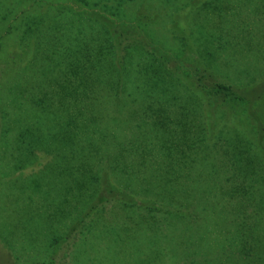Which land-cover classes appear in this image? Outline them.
<instances>
[{
	"label": "rangeland",
	"instance_id": "374dc122",
	"mask_svg": "<svg viewBox=\"0 0 264 264\" xmlns=\"http://www.w3.org/2000/svg\"><path fill=\"white\" fill-rule=\"evenodd\" d=\"M129 1L105 0L101 4L115 8L116 2L123 3L122 10L118 11L106 9L105 6L95 8L99 0H0V264H48L53 244L69 232L79 215L76 204L79 178L77 164L61 163L56 158L59 151L50 154L43 151L41 146L30 145L29 136L18 142L20 134L25 131V125H31L33 117L36 120L39 115L35 106L41 98V88L45 86V74L39 76L43 71L38 70L39 58H44L45 51H58L59 37L68 30V42L77 40L76 43L95 45L93 41L97 39L96 42H99L104 37V24H109L108 21L115 24L134 22V16L140 8L138 3L142 0H136L133 4ZM64 3L76 14L85 12L80 22H77L80 19L73 21L72 17L62 14ZM154 6L155 12H160L161 16L158 25L148 28L147 32L154 44L177 61L193 64L187 60L192 50L196 51L202 61L212 54L221 53L224 58V62L221 61L224 63L221 76L236 81L241 79V83L261 79L264 73V41L250 34L256 29L249 19L238 22L240 36L234 39L221 35L222 25L209 33L208 21L200 16L195 17L192 22V40L188 41L187 0H163L161 5ZM216 7L212 6V10ZM24 9L30 15V20ZM14 11V16H11ZM210 22H218V19ZM27 27L32 32L28 33ZM52 35L58 37L56 42H49ZM227 41L234 47L225 50L224 42ZM40 43L43 51L36 54L37 44L40 46ZM29 51H33V54L22 62L20 54L23 56V52ZM223 51H229L226 57ZM133 59L135 66L146 65L144 57L139 54H135ZM32 66L36 69H32ZM19 69H25V72L19 74ZM184 70L187 71V68ZM145 75L139 73V84L135 87L140 86V89L150 93L151 87L149 82H145ZM171 86L166 88L170 91L172 101L180 99L178 109L186 107L187 112L189 107L198 108V120L206 126L211 117L208 114L212 112L209 98L193 94V105L187 100V94L191 96L192 93L184 87H177L174 81ZM33 97L36 101L40 97L35 104L32 103ZM197 100L200 104H195ZM233 108V117L228 116L226 120L227 127L233 126L229 124L231 122L238 123L243 116L241 108ZM212 116L215 117V113ZM215 120L221 125L223 118ZM141 130L159 133L156 140L164 145H170L173 140L178 141L184 135L182 132L175 138L177 132H180L177 127L173 140L147 125ZM163 132L173 133L171 129ZM81 136L87 138L91 135ZM187 136L191 138L190 134ZM230 140L235 141V129H222L216 137L215 145L209 144L211 146H207V151L200 152L197 149L193 155L196 149L183 145L175 154L157 157L162 168L158 172L165 178L185 172L183 165L195 160L188 166L187 172L191 179L202 181L206 189L205 195L196 197L201 201L189 206L192 219L174 223L158 216L152 221L150 216L146 219L136 212L112 211L108 207L101 222L77 234L62 249L55 263L209 264L202 263L205 257L212 259L224 248L221 225L226 226L228 221L234 227L235 221L239 220L240 225L245 223V232L251 235L248 226L253 222L251 215L255 213L254 199L262 195L264 190L261 182L264 168L261 170V160L253 147L250 154L242 152L245 146L241 144L240 150L236 151L232 148L234 143L227 142ZM184 154L190 157L187 162L182 160ZM101 155L97 153V156ZM245 158L246 163L243 162ZM64 169H67L68 174H65ZM253 170L258 172L255 177H259L257 183L252 181ZM66 193L68 203L64 215L61 213L64 210L62 200ZM201 197L206 200V204ZM237 211L240 214L235 217ZM205 217L210 221L216 220L217 224L205 223ZM203 235L207 240L202 242ZM205 245L214 249L209 256L204 249ZM229 253V249H224L219 254L223 258Z\"/></svg>",
	"mask_w": 264,
	"mask_h": 264
},
{
	"label": "trees",
	"instance_id": "16d2710c",
	"mask_svg": "<svg viewBox=\"0 0 264 264\" xmlns=\"http://www.w3.org/2000/svg\"><path fill=\"white\" fill-rule=\"evenodd\" d=\"M162 1L139 2V12L132 23L115 24L108 21L109 24H104V37L99 42H96L97 39L93 41L95 45L76 43L77 40L68 42V30L59 37L58 51H45L44 58H39L41 61L38 70H43L39 76L45 74L41 98H36L37 101L40 98L35 106L39 115L36 120L33 117L31 125H25V131L20 134L18 142L29 136L30 145L41 146L46 153L59 151L56 158L61 163L77 164L79 177L76 202L79 215L69 232L53 244L48 264H56V257L77 234H82L93 224L101 222L108 207L112 211L136 212L146 219L150 216L153 220H149L152 221L158 216L174 223L192 219L189 206L201 201L196 197L205 195L206 189L202 181L191 179L187 172L188 166L195 160L183 165L185 172L165 178L158 172L161 163L157 157L160 155L175 154L183 145L196 149L193 155L197 153V149L200 152L207 151L211 146L209 144L215 145L216 137L222 129H235V141L227 142L234 143L232 148L236 151L240 150V144L245 146L242 152L248 154L253 147L261 160V170L264 168V73L261 79L250 83L221 76L224 70L221 53L212 54V57L202 61L196 51L192 50L189 51L187 60L193 64L177 61L154 44L147 32L148 28L159 23L161 13L155 12L154 5H161ZM103 2L105 0H99L95 8L105 6L101 5ZM135 2L136 0L129 1L131 4ZM122 4L116 2L115 8L111 5L105 8L119 11L124 6ZM214 5L217 7L212 10ZM63 9L62 14L72 17L73 21L80 19L77 22L85 14H76L65 3ZM24 12L27 13L25 9ZM263 12L264 0H187V40H192V22L195 17L200 16L210 24L209 33L222 25L221 35L234 39L240 36L238 22L249 19L256 29L250 34L264 41ZM14 14L15 11L11 16ZM27 18L30 20L28 13ZM216 19L218 22H210ZM27 31L30 33L32 29L27 27ZM56 38L58 37L52 35L49 42H56ZM41 45L37 44L36 54L43 51ZM232 47L234 46L228 41L224 42L225 50ZM23 53L19 58L25 62L33 51ZM228 53L229 51H223V56L226 57ZM135 54L144 57L146 65L135 66ZM28 64L30 65L29 61ZM32 69L36 67L32 66ZM22 71L19 69V74ZM139 73L146 74L145 82H149L152 94L143 91L140 86L135 87L139 84ZM173 81L177 87H184L187 92L192 93L191 96L187 94V100L192 103L193 94L209 98L212 112L208 114L211 117L206 126L201 125L198 120V108L191 105L186 112V107L178 109L179 98L172 101L166 87L171 88ZM37 101L32 98L33 104ZM195 104H200V101L197 100ZM233 106L241 108L243 116L238 123L231 122L229 124L233 126L227 127V117H233L234 114ZM213 112L215 117L212 116ZM218 117L223 118L221 125L215 120ZM144 125L160 130L170 140L175 136L176 127L180 132H177L175 138L182 132L184 135L178 141L173 140L170 145H164L156 140L159 133L143 132L141 128ZM169 129L173 133L163 132ZM80 134L91 136L84 138L79 137ZM99 152L103 155L97 156ZM189 158L187 154L182 156L185 162ZM243 162H247L246 158ZM64 172L68 174L67 169ZM257 175L258 172L253 170L252 181L255 183L259 182V177L255 178ZM261 182L264 189V175ZM249 187L251 188V184ZM182 194L186 196L183 197ZM67 199L66 193L62 200L64 210L61 213L64 215ZM206 203L204 200V204ZM253 206V222L248 226L251 235L250 232H245V223L240 225L238 220L231 227L227 221L226 226H220V234L224 240L221 251L229 249L230 253L222 258L219 254L221 251H218L216 257H205L202 263L264 264V190L262 195L254 199ZM205 214L204 212V216ZM239 214L237 211L235 217ZM205 223L217 224L216 220L210 221L206 217ZM206 240L207 237L203 235L202 242ZM204 249L208 256L214 250L208 245Z\"/></svg>",
	"mask_w": 264,
	"mask_h": 264
}]
</instances>
